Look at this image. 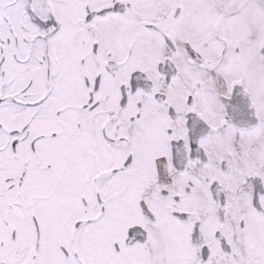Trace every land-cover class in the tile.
<instances>
[{
	"label": "snow or ice",
	"instance_id": "6c2138e0",
	"mask_svg": "<svg viewBox=\"0 0 264 264\" xmlns=\"http://www.w3.org/2000/svg\"><path fill=\"white\" fill-rule=\"evenodd\" d=\"M0 264H264V0H0Z\"/></svg>",
	"mask_w": 264,
	"mask_h": 264
}]
</instances>
